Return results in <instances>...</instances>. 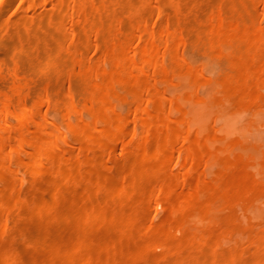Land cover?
<instances>
[{"label": "bare ground", "instance_id": "obj_1", "mask_svg": "<svg viewBox=\"0 0 264 264\" xmlns=\"http://www.w3.org/2000/svg\"><path fill=\"white\" fill-rule=\"evenodd\" d=\"M245 111L264 0H0V264H264Z\"/></svg>", "mask_w": 264, "mask_h": 264}, {"label": "rangeland", "instance_id": "obj_2", "mask_svg": "<svg viewBox=\"0 0 264 264\" xmlns=\"http://www.w3.org/2000/svg\"><path fill=\"white\" fill-rule=\"evenodd\" d=\"M13 27H14V23H9L8 24V26H7V29H9V30H11V29H13ZM3 33V32H2ZM40 56V55H39ZM41 57V56H40ZM45 77H44V81H45ZM225 106H227V109L229 110V106L228 105H225ZM224 106V107H225ZM214 109H213V111H215L216 110V108H218V107H213ZM220 108V107H219ZM222 109V108H221ZM220 109V110H221ZM225 109V108H224ZM218 110V109H217ZM216 110V111H217ZM226 110V109H225ZM224 111V110H223ZM225 113H227V112H225ZM225 113H224V116H223V114H222V116H221V120L223 121V118H225ZM241 114H235V116H234V120L231 122V124H233L234 126H236V127H238L239 128V131H240V133H241V135L245 138V139H247L248 141H249V143H250V145L248 144H246V146H253V147H255V148H258L259 150H262L263 149V147H264V125H261L262 123L261 122H263L264 121V119H259L260 118V116H259V118H258V120H257V117L255 116L254 117V115L251 117L250 115V117H251V119H253V120H255V122L257 123V126H256V129L254 130V129H251V128H248L247 126H246V121L245 120H250V118H248V119H243L245 116H247V113L248 112H240ZM242 113H244V114H242ZM246 113V114H245ZM250 114V113H249ZM263 114V113H262ZM262 114H260V115H262ZM223 117V118H222ZM262 117V116H261ZM263 118H264V114H263ZM248 120V121H249ZM209 122H211V121H209ZM259 137L258 139L256 138L255 139V137ZM247 142V141H246ZM243 145V144H242ZM244 145H245V142H244ZM119 151L117 150V153H118ZM28 212V211H27ZM29 214V213H28ZM27 214V216H29ZM40 216V215H39ZM39 216H37V218L39 217ZM29 218H31V217H29ZM35 218V217H34ZM36 218V219H37ZM40 218V220H41V216L39 217ZM33 219V218H32ZM32 219H29V220H32ZM35 219V220H36ZM37 222H39V219H37L36 220ZM32 221H29V223H31ZM33 222H35V221H33ZM31 225V224H30ZM30 225H25L24 226V228H23V232L25 233H27L28 234V230L27 229H29L30 231H29V233H31V230H36L35 229V225L32 223V225H33V229H32V227H30ZM25 227H26V229H25ZM29 227V228H28ZM31 228V229H30ZM24 229H25V231H24ZM27 230V231H26ZM38 230V229H37ZM97 231H98V229H96ZM39 232L41 231V230H38ZM38 231H36V232H38ZM45 232V231H44ZM43 232V233H44ZM25 233V234H26ZM35 233V232H34ZM37 234H39V233H37ZM42 234V233H41ZM7 236H12L11 234H8ZM8 238V237H7ZM11 238H13L14 239V237H11ZM11 238H10V241H13V239L11 240ZM18 238L16 237L15 238V240H17ZM7 240H9V239H7ZM14 240V241H15ZM20 242H22L21 240H19ZM15 242H18V240L17 241H15ZM17 244V243H16ZM18 244H19V242H18ZM17 244V245H18ZM23 243H21L20 245H18V246H21V248H22V245ZM24 248V247H23ZM22 248V249H23ZM160 251V250H159ZM154 252V251H153ZM155 252H156V250H155ZM154 252V253H155ZM157 253V252H156ZM159 253V252H158Z\"/></svg>", "mask_w": 264, "mask_h": 264}]
</instances>
